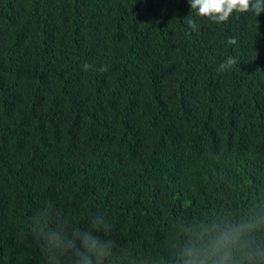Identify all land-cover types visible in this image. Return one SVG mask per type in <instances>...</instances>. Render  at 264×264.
<instances>
[{
	"label": "trees",
	"instance_id": "16d2710c",
	"mask_svg": "<svg viewBox=\"0 0 264 264\" xmlns=\"http://www.w3.org/2000/svg\"><path fill=\"white\" fill-rule=\"evenodd\" d=\"M33 217L110 241L105 264H183L241 220L264 247V13L0 0V264H51Z\"/></svg>",
	"mask_w": 264,
	"mask_h": 264
},
{
	"label": "clouds",
	"instance_id": "9594fccd",
	"mask_svg": "<svg viewBox=\"0 0 264 264\" xmlns=\"http://www.w3.org/2000/svg\"><path fill=\"white\" fill-rule=\"evenodd\" d=\"M191 9L197 14L217 24L227 22L234 12H253L257 17L264 13V0H189ZM194 27V22L189 21ZM229 44H235V38H229ZM238 63L234 57H228L219 65V71L231 69ZM88 70L90 65L84 64ZM100 71L107 69L101 67ZM35 231L42 237L45 250L50 253L51 264H60L57 256L67 255L71 251L77 259L74 264H105L111 255V242L102 240L92 232L78 235L79 247L74 240H68L60 233L43 230L33 217ZM97 230L102 223L96 221ZM258 225L251 220L237 223H224L203 230L191 239L182 251L183 264H264V247L257 245L253 234Z\"/></svg>",
	"mask_w": 264,
	"mask_h": 264
}]
</instances>
